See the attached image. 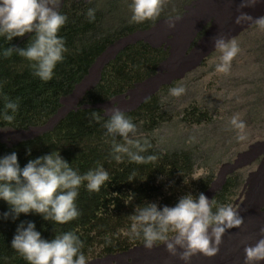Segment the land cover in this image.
Wrapping results in <instances>:
<instances>
[{"label":"trees","instance_id":"1","mask_svg":"<svg viewBox=\"0 0 264 264\" xmlns=\"http://www.w3.org/2000/svg\"><path fill=\"white\" fill-rule=\"evenodd\" d=\"M89 9L93 10L95 19L88 16ZM57 12L67 17L57 32L65 50L63 59L53 69L52 78L47 81L36 75L37 61L20 55L35 43L38 21L34 22L33 30L23 36L9 39L8 33L0 31V128L30 130L46 126L62 108V99L74 92L111 45L146 28L129 25L104 33L102 13L94 4L83 0H63ZM169 56V48L146 41L126 45L103 67L99 81L86 91L80 105L65 114L52 129L13 145L0 141V160L15 152L23 169L29 161L59 156L81 177L75 189L57 190V195L70 190L77 192L74 206L78 215L65 223L34 210L17 215L13 207L0 198V264H31L13 247L15 237L26 230L29 223L35 225L33 230L40 234V239L49 243L68 233L75 236L74 261L81 255L86 264L95 258L126 253L147 244L146 228L161 231L158 221L140 219L144 210L154 205L157 212L162 213L165 207H175L188 196L198 202L199 196L210 190L212 177L196 176L189 151L159 150L150 137L147 142L130 146L128 133L109 131L107 125L114 115H106L99 106L155 77ZM160 98L159 94L151 95L136 109L120 113L134 127L141 125L142 131L151 135L166 119ZM9 104L15 107H8ZM184 120L189 124H202L207 121V114L194 107L185 112ZM134 156L142 160L138 162ZM100 170L107 173L108 179L99 190L90 191L89 181L84 177ZM21 182H24L22 177ZM11 186L17 185L13 181ZM235 188L233 179L228 178L212 200L211 215H216L221 207H229ZM162 234L167 237L165 240L152 243L160 246L178 232L169 226Z\"/></svg>","mask_w":264,"mask_h":264},{"label":"rangeland","instance_id":"2","mask_svg":"<svg viewBox=\"0 0 264 264\" xmlns=\"http://www.w3.org/2000/svg\"><path fill=\"white\" fill-rule=\"evenodd\" d=\"M83 1L102 13L104 33L129 25L146 28L111 45L74 92L62 99V108L46 126L0 128V141L13 145L52 129L80 105L86 91L99 81L103 67L126 45L142 40L169 48L170 56L155 77L99 106L112 116L134 110L147 97L159 94L165 121L151 135H146L141 125L133 127L128 132L129 145L147 142L150 137L159 150L189 151L196 176L213 179L204 195L209 207L226 180L232 178L236 188L229 206L242 223L219 226L224 229L219 240L213 229H207L209 246L217 250L212 256L197 251L185 259L187 240L178 235L159 248L144 247L130 256H104L86 264H264V259L249 261L245 251L264 240V27L256 23L264 17V0L257 6L251 0H162L159 15L139 23L132 20L133 0ZM62 2L49 0L46 6L57 12ZM218 41L239 49L226 72L219 71L224 51ZM172 88L184 91L173 96ZM194 107L207 114L206 122L189 124L184 120L185 112Z\"/></svg>","mask_w":264,"mask_h":264},{"label":"clouds","instance_id":"3","mask_svg":"<svg viewBox=\"0 0 264 264\" xmlns=\"http://www.w3.org/2000/svg\"><path fill=\"white\" fill-rule=\"evenodd\" d=\"M48 2L49 0H44V2L41 0H0V31L8 33L9 39L12 36H23L26 32H31L34 22L38 21V24H35L37 30L35 43L26 51H21L20 55L38 62L36 75L44 81L52 78L56 63L63 59L62 52L65 49L62 39L57 37V32L67 20L65 15L47 7ZM50 2L55 4L57 0H50ZM251 2L254 4L256 0H251ZM161 4L162 0H133L132 20L139 23L153 19L159 15ZM88 16L95 19L93 10L89 9ZM239 22L238 19L237 23ZM256 23L264 27V17H260ZM218 46L224 51L222 57L224 64L219 71L226 72L239 49L235 45L229 48L222 41H218ZM183 91V88L170 89L173 96H179ZM8 107L14 108L15 106L9 104ZM6 119L11 121L12 117H6ZM233 123H236L235 119ZM237 126L243 128V124ZM107 127L109 131H119L121 135H126L133 130L134 126L122 113L116 112ZM239 139L242 140L244 137H239ZM133 159L138 162L142 160L139 156H134ZM149 159L155 158L149 157ZM84 179L89 181L90 191H97L100 185L108 179V175L100 170L96 173H88ZM0 181L5 182L0 184V198L7 201L17 215L27 214L30 210H34L37 213H48L58 223L68 222L78 215L74 206V199L77 195L75 190L56 194L60 188L75 189L81 183V177L69 169L59 156L49 155L29 161L21 169L17 155L13 152L0 160ZM13 181L17 185L15 188L11 186ZM140 219L158 221L161 231H154L152 227L146 228L144 233L147 244L117 255L130 256V252L134 249L147 245L149 248L152 245L158 248L179 235L180 238L187 240L189 252L184 254L185 259L197 251L212 256L217 250L209 246L207 229L214 228V235L219 240L220 234L224 231L223 228L218 227L219 224L227 222L228 227H233L242 223L236 218L230 206L221 207L216 215H211L209 202L203 194L199 196L198 202H194L193 198L188 196L181 199L175 207H165L162 213L157 212L153 205L143 211ZM210 224L218 225L209 226ZM169 226L178 232V235L160 246L153 244V241H163L167 238L162 233L167 232ZM34 227V224L29 223L28 228L17 235L13 241V247L31 264H85L82 255L77 260H73L77 248L73 246L76 237L71 233L49 243L40 239V234L33 230ZM177 242L179 243L180 240L178 239ZM168 247L172 249L171 244ZM245 251L249 261L264 259V240H261L254 248H246Z\"/></svg>","mask_w":264,"mask_h":264},{"label":"bare ground","instance_id":"4","mask_svg":"<svg viewBox=\"0 0 264 264\" xmlns=\"http://www.w3.org/2000/svg\"><path fill=\"white\" fill-rule=\"evenodd\" d=\"M259 2H260V0H256V3H254V4L252 3V4H253L254 6H257V5L259 4ZM221 225H222V224H219L218 227L221 226ZM209 229H214V228H209ZM169 242H170V241L166 242L165 244H167V243H169ZM165 244H164V245H165ZM152 246H154V245H152ZM162 246H163V245H162ZM162 246H160V247H162ZM144 247L146 248V247H148V245H147V246H143V247H141V248H139V249H142V248H144ZM156 248H157V247H156ZM158 248H159V247H158ZM139 249L136 248V249H134L132 252H134V251L136 252V250H139ZM237 251H238V250H237ZM132 252H130V253H132ZM238 253H239V251H238ZM234 257H235V256H234ZM229 258H230V257H229Z\"/></svg>","mask_w":264,"mask_h":264}]
</instances>
